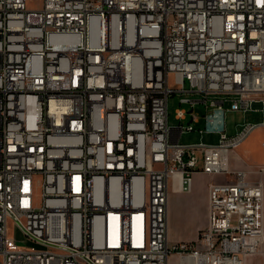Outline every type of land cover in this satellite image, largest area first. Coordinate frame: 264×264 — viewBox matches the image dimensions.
Listing matches in <instances>:
<instances>
[{"label": "built area", "instance_id": "2783aa9c", "mask_svg": "<svg viewBox=\"0 0 264 264\" xmlns=\"http://www.w3.org/2000/svg\"><path fill=\"white\" fill-rule=\"evenodd\" d=\"M41 1L0 0V264L260 252L264 164L253 180L233 161L264 127V0ZM177 93L189 108L171 124ZM227 109L262 120L229 134ZM188 132L218 140L180 141ZM197 172L225 177L209 184V222L170 242V190L190 191ZM10 220L45 248L17 247Z\"/></svg>", "mask_w": 264, "mask_h": 264}, {"label": "rangeland", "instance_id": "374dc122", "mask_svg": "<svg viewBox=\"0 0 264 264\" xmlns=\"http://www.w3.org/2000/svg\"><path fill=\"white\" fill-rule=\"evenodd\" d=\"M42 6L41 0H27V7L31 9H37ZM172 85L174 81L172 80ZM183 95L177 93L176 95L170 97L169 100V118L171 124H177L179 122L178 118H176V111L179 107L182 108H189V103H183L180 105V99ZM226 105L225 108H227ZM198 113L200 115L204 114L203 105H200L198 108ZM262 120V113L254 112V111H247L244 112L242 110H233L227 109L226 110V125H227V132L229 134L236 133L241 125L246 121H255L259 122ZM199 126H203V122ZM204 140L206 142H216L218 140V136L216 135H201L198 132H188L184 133L180 141L182 142H196L200 140ZM264 127L258 126L256 127L250 135L245 139V141L236 149V153L240 156L237 160L233 161L234 166L237 169H244L241 168L243 162H247L249 167L247 170L250 171L249 177L253 180L259 177V173L256 172L259 168V164H264ZM224 176V175H223ZM208 222H209V205H208ZM9 235L13 237L14 242L17 247L26 248V249H42L45 248L41 244L31 240L30 238L26 237L21 229L14 223L13 220L9 222ZM199 237V235H198ZM197 237V238H198ZM196 238V239H197ZM194 240V239H192ZM264 246V243H263ZM262 246V248H263ZM172 264H175L172 262Z\"/></svg>", "mask_w": 264, "mask_h": 264}, {"label": "crops", "instance_id": "0c3cea01", "mask_svg": "<svg viewBox=\"0 0 264 264\" xmlns=\"http://www.w3.org/2000/svg\"><path fill=\"white\" fill-rule=\"evenodd\" d=\"M259 112L260 111H254ZM255 122V121H254ZM237 154V153H235ZM246 161L241 168L247 169ZM263 182H264V175ZM224 181L221 174L210 175L197 172L192 189L183 191L171 188L168 203V234L170 242L196 239L208 224L209 184L211 181ZM179 258L173 254L170 264H178ZM244 264H264V246L257 254L248 256Z\"/></svg>", "mask_w": 264, "mask_h": 264}]
</instances>
